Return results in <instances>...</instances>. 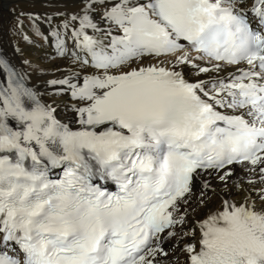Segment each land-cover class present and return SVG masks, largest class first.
Listing matches in <instances>:
<instances>
[{"label": "snow or ice", "instance_id": "6c2138e0", "mask_svg": "<svg viewBox=\"0 0 264 264\" xmlns=\"http://www.w3.org/2000/svg\"><path fill=\"white\" fill-rule=\"evenodd\" d=\"M72 3L0 49V264H264V0Z\"/></svg>", "mask_w": 264, "mask_h": 264}, {"label": "bare ground", "instance_id": "6f19581e", "mask_svg": "<svg viewBox=\"0 0 264 264\" xmlns=\"http://www.w3.org/2000/svg\"><path fill=\"white\" fill-rule=\"evenodd\" d=\"M66 6L67 10H71L74 6L72 0H0V49L6 50L18 63L21 58L13 54L15 48H21L33 65L41 69L36 74V83L41 87L44 80L59 74L56 68L63 61L56 57L54 44L44 40L40 33L47 35L52 27L48 16L53 17L54 24L60 23V18L54 14L58 10H65ZM12 9H15V14ZM20 12L39 15V30L31 19H25L23 29L17 30L15 21Z\"/></svg>", "mask_w": 264, "mask_h": 264}]
</instances>
